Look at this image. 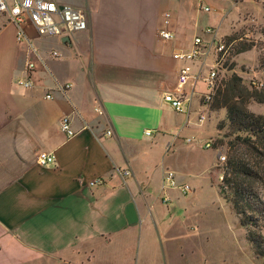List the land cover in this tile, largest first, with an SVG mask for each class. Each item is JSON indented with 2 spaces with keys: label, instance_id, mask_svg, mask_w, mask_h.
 <instances>
[{
  "label": "crops",
  "instance_id": "1",
  "mask_svg": "<svg viewBox=\"0 0 264 264\" xmlns=\"http://www.w3.org/2000/svg\"><path fill=\"white\" fill-rule=\"evenodd\" d=\"M51 1L81 10L87 28L64 42L29 31L43 64L28 90L16 85L25 57L0 13V264H158L141 253L148 220L153 243L175 237L174 229H156L150 188L152 170L161 180L169 170V134L177 126L162 101L175 88V70L170 89L163 78L174 69L177 47L167 55L153 41L170 16L159 23L152 0ZM64 85L70 87L58 90ZM63 116L70 138L59 128ZM40 152L54 163L39 166ZM123 170L129 175L120 176ZM169 171L180 184L179 172ZM94 178L102 183L88 186Z\"/></svg>",
  "mask_w": 264,
  "mask_h": 264
},
{
  "label": "rangeland",
  "instance_id": "2",
  "mask_svg": "<svg viewBox=\"0 0 264 264\" xmlns=\"http://www.w3.org/2000/svg\"><path fill=\"white\" fill-rule=\"evenodd\" d=\"M152 4L155 5L159 23L161 17L164 19L168 13L169 28L180 25L171 41L157 40L153 36L154 44L165 54H170L171 44L188 49L191 40L201 35L206 27L216 28L225 43L228 38H235L227 45L226 53L220 56L216 84L231 74L240 77L246 86L258 87L263 83L264 0H152ZM204 8L208 11H203ZM240 42L251 44L249 50L236 53V45ZM177 68L176 63L163 78L166 89L173 86L174 70L177 71ZM197 87L204 90L201 83H197ZM246 108L255 115L264 114V104L249 102ZM199 115L205 117L203 123H198ZM224 117L223 110H210L208 103L200 97L195 98L187 123L185 114L176 113L175 134H169L175 139L174 149L170 148L165 165L167 169L179 172L177 181L188 185L190 192L181 194L176 189H168L169 200L161 203V178L157 171H151V196L156 198L159 217L155 227L162 229V233L174 229L175 237L163 239L160 246L153 243L152 229L155 228L148 220L146 229H151V236L141 253L144 260L156 258L158 264L163 261L166 264H264L263 258L253 256L237 217L219 194V176L225 160L219 161L218 155L226 158V143L232 138L228 137L227 127L220 131L215 129ZM185 139L193 140L186 143ZM205 142L211 143V146L204 148ZM259 195L264 200V192L260 190ZM261 234L264 237V231Z\"/></svg>",
  "mask_w": 264,
  "mask_h": 264
},
{
  "label": "built area",
  "instance_id": "3",
  "mask_svg": "<svg viewBox=\"0 0 264 264\" xmlns=\"http://www.w3.org/2000/svg\"><path fill=\"white\" fill-rule=\"evenodd\" d=\"M203 11L207 12L208 10L204 8ZM0 13L4 14L7 22L14 27L15 43L21 47L25 57V77L16 80V85L25 90L33 88V74L37 70L38 63L43 64L38 49L32 43L29 31L40 38L62 39L85 31L87 28L86 17L81 10L51 0H0ZM157 38L161 41H171L174 38L168 28L167 17H165L163 27L157 32ZM226 51L227 45L219 37L218 30L211 27H206L201 35L195 36L188 49L174 48L172 50L171 59L178 64L176 84L173 91L162 94V101L168 104L175 113L185 114L186 123L196 97H200L206 104L209 102L216 87L220 56L224 55ZM49 57L53 60L59 59L60 54L51 51ZM197 83L202 84L203 91L198 89ZM69 87V85H64L58 90L64 92ZM44 99L50 100L52 96L45 94ZM197 106L200 105L197 104ZM204 120L203 115H199L197 118L198 123H203ZM59 128L67 138L75 134L70 129L67 116L60 118ZM106 134L109 135L110 132H106ZM145 134L149 135L150 133L146 131ZM192 140L185 139V142L190 143ZM210 146L209 142L203 144L204 148ZM218 159L221 162L225 160L220 154ZM36 162L42 167L52 165L54 156L40 152L36 156ZM118 173L120 176L129 175L128 170ZM221 176H219V180H221ZM101 183L102 179L94 178L88 183V186H96ZM168 189H176L181 194L190 192L188 185L178 184L173 172L165 170L160 190L165 192ZM161 201L167 203L168 198L163 196Z\"/></svg>",
  "mask_w": 264,
  "mask_h": 264
},
{
  "label": "trees",
  "instance_id": "4",
  "mask_svg": "<svg viewBox=\"0 0 264 264\" xmlns=\"http://www.w3.org/2000/svg\"><path fill=\"white\" fill-rule=\"evenodd\" d=\"M230 37L226 45L234 41ZM251 44L238 43L236 53L249 50ZM249 102L264 104V80L260 86H246L242 79L231 74L216 84L208 102L212 111L223 110L224 121L215 129L227 127V151L219 194L229 204L244 230V239L255 258L264 259V114L255 115L246 108Z\"/></svg>",
  "mask_w": 264,
  "mask_h": 264
},
{
  "label": "water",
  "instance_id": "5",
  "mask_svg": "<svg viewBox=\"0 0 264 264\" xmlns=\"http://www.w3.org/2000/svg\"><path fill=\"white\" fill-rule=\"evenodd\" d=\"M64 41H68V38H67V37H64V38L62 39V42H64Z\"/></svg>",
  "mask_w": 264,
  "mask_h": 264
}]
</instances>
